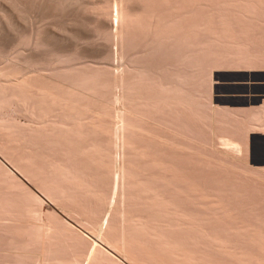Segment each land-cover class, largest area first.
<instances>
[{
    "label": "rangeland",
    "instance_id": "1",
    "mask_svg": "<svg viewBox=\"0 0 264 264\" xmlns=\"http://www.w3.org/2000/svg\"><path fill=\"white\" fill-rule=\"evenodd\" d=\"M96 2L72 1L58 18V12L0 0V15L4 6L13 15L12 24H0V39H47L43 47L54 58L74 59L83 67L103 62L112 93L113 65L124 55L131 122L125 190L131 215L144 227L135 238L138 259L142 264H264V140L249 138L252 131H264V101L241 114L229 104L242 98L216 95L241 89L260 93L264 84L217 86L230 76H213L218 67L264 68V0H131L139 7L127 9L124 26L117 6L112 4L106 17L97 9L107 4ZM118 39L125 41L123 52ZM232 77L264 81V74ZM116 96L111 102H118ZM39 163L38 171L16 169L15 181L43 197L45 208L57 210L91 245L134 264L112 236L121 230L112 200L92 198L59 178L61 190L51 199L39 187L54 175ZM100 174L109 183L102 189L118 199V178L109 170ZM19 237L11 244L0 233V264H38ZM57 239V262L70 263L73 247ZM15 244L25 257L11 251Z\"/></svg>",
    "mask_w": 264,
    "mask_h": 264
},
{
    "label": "bare ground",
    "instance_id": "2",
    "mask_svg": "<svg viewBox=\"0 0 264 264\" xmlns=\"http://www.w3.org/2000/svg\"><path fill=\"white\" fill-rule=\"evenodd\" d=\"M72 1L80 0H10L15 6L37 7L48 10V14L58 12V18ZM130 1L97 0L96 3L107 4L98 8L97 13L108 17L113 13L109 10L113 4L118 8L120 25L124 26L127 9L139 7ZM6 7L1 8L4 13V16L0 15L3 16L0 17L2 25L3 22L12 24L13 15L8 14ZM9 40L0 39V233L17 243V237H24V250L28 249L27 252L31 253L28 256L33 255L38 264L58 263L57 250L61 246L57 238L66 239L69 248L70 245L73 247L71 258L67 255L74 261L70 262L72 264H128L108 249L91 245L65 219L64 222L59 218L57 210L45 208L43 197L15 181L12 173L16 169L38 171L41 162L54 175V178H43L44 183L39 187L51 199H54L53 193L58 194L61 190L59 178L74 188L85 190L92 198L105 196L112 200V206L119 214L121 230L118 237L111 234L117 239V249L122 256L136 264L140 258L135 238L144 227L142 219L131 215L125 190L128 178L127 128L131 122L126 119L128 110L124 101V55L119 56L117 64L113 65L116 68V89L113 88L112 93L103 62L99 63L100 66L86 64L83 67L80 62L72 63L74 59L54 58L43 47L47 39ZM118 40L123 52L125 41ZM110 94L117 95L118 102H111L113 96ZM99 134L108 140L97 139L95 135ZM106 170L112 172L121 184L118 199H111L105 188L102 189L109 183L98 175ZM129 227H133L136 233L131 234ZM17 245H12L11 251L17 253L15 255L26 254L16 250L20 248ZM141 261L138 264H142Z\"/></svg>",
    "mask_w": 264,
    "mask_h": 264
},
{
    "label": "water",
    "instance_id": "3",
    "mask_svg": "<svg viewBox=\"0 0 264 264\" xmlns=\"http://www.w3.org/2000/svg\"><path fill=\"white\" fill-rule=\"evenodd\" d=\"M264 74V68H244V67H218L213 69V76L216 79L219 75H225L230 76L226 79H221L216 81L217 86H228V85H248V83H251L253 85L255 84H264V81L256 80L248 82L247 80H239L234 79L233 75H241V74ZM217 96H225V97H234L236 96L233 92H224V93H217ZM258 97V100H261L264 96V92L257 93L256 95ZM250 140L252 141L255 138L264 139V131H252L250 133Z\"/></svg>",
    "mask_w": 264,
    "mask_h": 264
},
{
    "label": "crops",
    "instance_id": "4",
    "mask_svg": "<svg viewBox=\"0 0 264 264\" xmlns=\"http://www.w3.org/2000/svg\"><path fill=\"white\" fill-rule=\"evenodd\" d=\"M233 92V91H230ZM256 90H249V89H241L239 91H236L235 94L236 96L234 97H239L242 98V101H238V102H234V103H230V107L233 110H238L241 114H247L249 111H251L254 108L260 107L263 105V101H264V96L262 97L261 100H255V101H249L248 98L253 97L254 95H256L257 93ZM264 92V91H262ZM255 104V105H252ZM222 104H226V103H222Z\"/></svg>",
    "mask_w": 264,
    "mask_h": 264
},
{
    "label": "flooded vegetation",
    "instance_id": "5",
    "mask_svg": "<svg viewBox=\"0 0 264 264\" xmlns=\"http://www.w3.org/2000/svg\"><path fill=\"white\" fill-rule=\"evenodd\" d=\"M227 92H229V91H227Z\"/></svg>",
    "mask_w": 264,
    "mask_h": 264
}]
</instances>
